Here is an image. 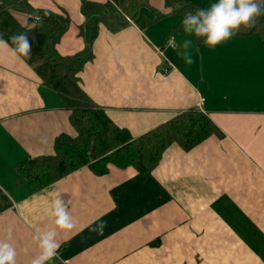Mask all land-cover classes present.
<instances>
[{
    "label": "crops",
    "instance_id": "obj_1",
    "mask_svg": "<svg viewBox=\"0 0 264 264\" xmlns=\"http://www.w3.org/2000/svg\"><path fill=\"white\" fill-rule=\"evenodd\" d=\"M66 12L62 55L86 46L84 1L27 0ZM112 1V0H110ZM122 1V0H117ZM207 8L216 0H186ZM124 26L101 23L81 86L119 127L140 137L180 113L199 108L219 128L185 151L172 144L142 174L109 165L79 168L37 188L22 174L27 159L51 156L62 134L75 135L70 111L35 69L0 45V239L12 230L17 264H31L37 227H52V201L63 198L75 227L60 232L47 264H264V42L236 34L214 48L183 31L184 15L150 0ZM26 24L28 14L16 13ZM177 45L191 39L188 65ZM107 222L103 235L91 230ZM91 226V227H90Z\"/></svg>",
    "mask_w": 264,
    "mask_h": 264
},
{
    "label": "trees",
    "instance_id": "obj_2",
    "mask_svg": "<svg viewBox=\"0 0 264 264\" xmlns=\"http://www.w3.org/2000/svg\"><path fill=\"white\" fill-rule=\"evenodd\" d=\"M165 3L183 15L200 8L187 4L186 0H165ZM143 5L154 10L150 0L84 1L82 10L86 21L80 35L86 46L73 55H62L57 45L71 24L66 12L35 9L27 0H0V32L4 33V39L14 48L8 37L27 32L32 55L31 59L21 57L35 69L43 84L62 98L76 131L75 135L57 137L53 155L27 159L20 165L22 174L35 187L43 188L85 166L92 167L98 174L107 173L111 164L121 169L133 167L142 174L151 173L172 144L189 151L210 136L221 135L217 125L203 111L192 108L135 138L127 128L116 125L81 86L79 74L93 57L92 42L99 25L124 26L126 18L136 17ZM17 12L28 14L26 24L21 23ZM254 32H258L264 42V15L257 18L254 28L242 29L238 34ZM197 42L202 43V38H197Z\"/></svg>",
    "mask_w": 264,
    "mask_h": 264
},
{
    "label": "clouds",
    "instance_id": "obj_3",
    "mask_svg": "<svg viewBox=\"0 0 264 264\" xmlns=\"http://www.w3.org/2000/svg\"><path fill=\"white\" fill-rule=\"evenodd\" d=\"M261 15H264V0H216L207 8L186 12L183 19V31L190 36L202 38L204 44L214 48L238 34L242 29L254 28L257 18ZM36 19L39 20V16ZM8 40L14 45V53L31 59L32 43L27 32L12 34ZM7 42L4 39V33L0 32V45ZM168 43L170 46L183 49L178 55L186 64L194 63L188 51L193 45L191 39H185L180 45H176L175 36H172ZM49 216L53 226L37 227L32 235L38 253L32 258L31 264H47L48 261L53 260L61 248V242L57 239L59 233L70 231L75 227L68 203L63 198L52 201ZM93 223L95 226H90L91 230L98 235H103L107 222L101 220L99 223ZM12 241V230L9 229L6 238L0 239V264H17V250Z\"/></svg>",
    "mask_w": 264,
    "mask_h": 264
},
{
    "label": "built area",
    "instance_id": "obj_4",
    "mask_svg": "<svg viewBox=\"0 0 264 264\" xmlns=\"http://www.w3.org/2000/svg\"><path fill=\"white\" fill-rule=\"evenodd\" d=\"M127 20L128 21H130L131 20V18L130 17H127ZM173 35H171L170 37H172ZM170 39V38H169ZM175 44H176V41H175ZM177 45V44H176ZM173 47V46H172ZM174 48H176V47H174Z\"/></svg>",
    "mask_w": 264,
    "mask_h": 264
}]
</instances>
